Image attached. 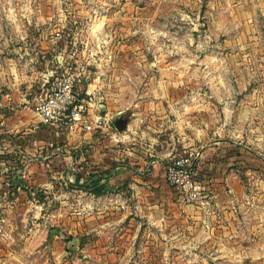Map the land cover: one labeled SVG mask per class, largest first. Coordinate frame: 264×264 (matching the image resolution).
Here are the masks:
<instances>
[{
  "label": "rangeland",
  "instance_id": "374dc122",
  "mask_svg": "<svg viewBox=\"0 0 264 264\" xmlns=\"http://www.w3.org/2000/svg\"><path fill=\"white\" fill-rule=\"evenodd\" d=\"M13 21L38 23L40 38L54 41L39 54L47 75L55 55L86 49L100 105L137 123L128 144L137 162H172L202 150L210 134L245 153L244 171L256 182L264 167V0H0V43L14 35ZM12 122L0 127V264H238L210 252L218 240L176 236L191 223L168 206L137 203V191L116 187L112 203L74 186L66 172L78 171L91 148L69 144L62 127L13 130Z\"/></svg>",
  "mask_w": 264,
  "mask_h": 264
},
{
  "label": "crops",
  "instance_id": "0c3cea01",
  "mask_svg": "<svg viewBox=\"0 0 264 264\" xmlns=\"http://www.w3.org/2000/svg\"><path fill=\"white\" fill-rule=\"evenodd\" d=\"M12 28H15L14 35L6 33L4 42L0 43V127L7 126L14 119L10 127L18 130L35 126L36 123L44 124L37 105L51 73L47 75L41 70L39 54L53 49L54 41L51 44L40 38L38 23L17 22ZM94 86L88 82L85 87L91 95L93 120L100 113L111 121L107 127L99 128L93 122L91 130L67 131L66 140L69 144H89L91 149L81 155L83 164L77 168L78 171L69 167L66 173H72L75 179L77 174L81 175L82 181L91 178L101 180L105 185V193L90 194L100 201L110 198L112 203L117 202L119 197L113 191L119 186L137 191L138 197H133L138 200L137 203H144L151 208L168 206L177 221L191 223L190 229L182 226L183 229L176 230V236L190 233L193 239L218 240V247L210 252L234 257L238 259V264H264V167H256V176L253 177L256 182L251 183L247 178L248 173L244 171L247 169L243 164L245 153L239 149L233 154L232 145L209 134L208 145L201 146L202 150L198 149L201 158L197 165V180L202 190L195 201H188L166 181L169 160L137 162V158L132 157L128 144L135 140L133 130L135 132L137 129V123L128 117L126 131H116L113 119L121 112L111 115L104 105H100L101 99L99 93H95ZM127 114L126 111L125 117ZM196 142L197 139H192L191 144ZM179 144L175 140L174 147ZM233 156L240 160L239 167L235 169ZM260 161H264V158ZM252 184L257 187L255 197L248 192ZM88 199L91 200L90 197ZM158 222L163 226L162 223L168 220L161 218ZM187 252L201 253L204 250L192 247Z\"/></svg>",
  "mask_w": 264,
  "mask_h": 264
},
{
  "label": "built area",
  "instance_id": "2783aa9c",
  "mask_svg": "<svg viewBox=\"0 0 264 264\" xmlns=\"http://www.w3.org/2000/svg\"><path fill=\"white\" fill-rule=\"evenodd\" d=\"M85 48L75 44L70 50L53 57L56 70L46 80L44 93L37 105V111L46 125L62 127L68 132L88 131L95 122L99 128L107 127L111 119L91 114V98L85 89L90 79V62L85 57ZM201 158L199 151L169 162L166 168L168 183L184 195L186 200L195 201L201 192L197 180V165Z\"/></svg>",
  "mask_w": 264,
  "mask_h": 264
},
{
  "label": "trees",
  "instance_id": "16d2710c",
  "mask_svg": "<svg viewBox=\"0 0 264 264\" xmlns=\"http://www.w3.org/2000/svg\"><path fill=\"white\" fill-rule=\"evenodd\" d=\"M74 186L78 189L89 191L95 195H102L105 193V185L101 183V180H94L91 178L88 181H82L81 175L76 176Z\"/></svg>",
  "mask_w": 264,
  "mask_h": 264
},
{
  "label": "water",
  "instance_id": "95a60500",
  "mask_svg": "<svg viewBox=\"0 0 264 264\" xmlns=\"http://www.w3.org/2000/svg\"><path fill=\"white\" fill-rule=\"evenodd\" d=\"M125 116L126 112H121L113 119V124L119 132H124L127 129L128 119Z\"/></svg>",
  "mask_w": 264,
  "mask_h": 264
}]
</instances>
